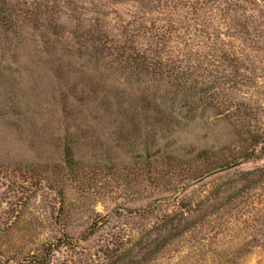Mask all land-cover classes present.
I'll return each instance as SVG.
<instances>
[{
  "label": "rangeland",
  "instance_id": "obj_1",
  "mask_svg": "<svg viewBox=\"0 0 264 264\" xmlns=\"http://www.w3.org/2000/svg\"><path fill=\"white\" fill-rule=\"evenodd\" d=\"M58 1L0 0V264H264V0Z\"/></svg>",
  "mask_w": 264,
  "mask_h": 264
},
{
  "label": "trees",
  "instance_id": "obj_2",
  "mask_svg": "<svg viewBox=\"0 0 264 264\" xmlns=\"http://www.w3.org/2000/svg\"><path fill=\"white\" fill-rule=\"evenodd\" d=\"M68 1L69 0H59L58 4L59 3L61 4L62 2H64V5L68 7V4H69ZM145 7H149V6H145ZM58 11H62V10H58ZM67 16L68 18L71 17V15L68 13H67ZM140 49L142 50V53H140L141 52ZM140 49L136 48L134 50L135 54L128 55V57L130 58V61L133 62L135 68H139L140 71L144 69L147 72L151 71L150 69H152V72L153 70H157L155 71L157 73H158V69H160L159 74H163L165 70H166L165 72H168L166 68L169 66V62L167 60L162 58V56L161 57L157 56L158 58H156L154 56L155 54L154 55L150 54V51L147 50L146 48H140ZM151 126L154 129L155 134L164 132V133H169L172 136H176V133L178 130V126L175 123L171 122V120L168 121L166 118H162V117L160 118L159 116L154 117L153 122L151 123ZM174 143H176V139ZM242 143H243L241 146L242 148L240 147L238 148L237 151L232 152L230 159H226V160L224 159L220 163H217L216 165L221 166V167L222 166L233 167L240 163L252 160L253 158H258L259 153L264 151V142L261 140L259 134H254V135H251V137L249 138L243 139ZM167 144L168 143H165L164 145L166 146ZM207 153H209L207 149H202L196 155H194V158H198L199 160L206 162L210 159V156ZM182 155L183 154L181 152V149H174V150L165 152L164 154H162V156L157 158V160L162 159L161 162H164L168 169H174V167H176V164L173 161L177 160ZM160 172H162V170H158L156 173H160ZM167 172L168 171H166V173ZM173 174L174 172L172 170V175Z\"/></svg>",
  "mask_w": 264,
  "mask_h": 264
}]
</instances>
